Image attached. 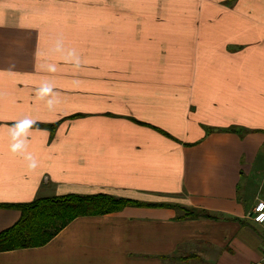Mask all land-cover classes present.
I'll use <instances>...</instances> for the list:
<instances>
[{
	"label": "crops",
	"instance_id": "crops-1",
	"mask_svg": "<svg viewBox=\"0 0 264 264\" xmlns=\"http://www.w3.org/2000/svg\"><path fill=\"white\" fill-rule=\"evenodd\" d=\"M263 176L264 0H0V232L4 205L139 204L0 264H254Z\"/></svg>",
	"mask_w": 264,
	"mask_h": 264
},
{
	"label": "trees",
	"instance_id": "trees-1",
	"mask_svg": "<svg viewBox=\"0 0 264 264\" xmlns=\"http://www.w3.org/2000/svg\"><path fill=\"white\" fill-rule=\"evenodd\" d=\"M43 127L52 133L56 124ZM129 205L139 204L107 195H69L36 199L29 203L4 205L3 207L18 210L20 217L13 226L0 232V252L43 246L77 217L104 215ZM180 209L183 212L180 217L182 219L212 218L204 210Z\"/></svg>",
	"mask_w": 264,
	"mask_h": 264
},
{
	"label": "built area",
	"instance_id": "built-area-1",
	"mask_svg": "<svg viewBox=\"0 0 264 264\" xmlns=\"http://www.w3.org/2000/svg\"><path fill=\"white\" fill-rule=\"evenodd\" d=\"M264 182V176H263ZM254 216V220L262 225V239H261V255L254 264H264V201H258L252 209L251 216ZM250 216V217H251Z\"/></svg>",
	"mask_w": 264,
	"mask_h": 264
}]
</instances>
